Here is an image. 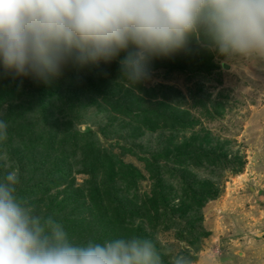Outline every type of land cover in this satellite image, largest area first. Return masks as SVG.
I'll list each match as a JSON object with an SVG mask.
<instances>
[{
	"label": "trees",
	"instance_id": "16d2710c",
	"mask_svg": "<svg viewBox=\"0 0 264 264\" xmlns=\"http://www.w3.org/2000/svg\"><path fill=\"white\" fill-rule=\"evenodd\" d=\"M150 66L166 74L189 77L199 68L203 78L220 69L203 37L190 38L185 49L171 57L155 59ZM165 89L161 84H130L121 78L118 61L69 67L48 82L15 77L0 68V110L9 122L6 142L19 146L23 152V164L19 166H26L21 173L29 176L18 185V197L36 213L60 221L77 244L130 235L154 239L160 226L174 230L180 241L198 244L200 236L209 235L201 227V211L219 198V176L225 171L239 175L244 165L239 157L229 160L225 152L216 154L215 150L196 148L195 144L200 145L205 136H198L194 131L198 122L180 105L185 101L184 93L172 89L168 95ZM89 98L136 132L160 133L165 146L152 156V161L144 160L147 179L133 165L102 147L92 131L79 132L81 109L78 111L77 105ZM202 110L210 116L205 105ZM187 133L191 135L186 139ZM179 137H183L182 141ZM37 154L44 158L39 156L40 165L30 168V157ZM50 163L51 169L46 167L43 172L41 167ZM165 164L174 165L176 168L171 169L180 173L174 179L180 190L174 199L166 194L162 171ZM206 166L212 167L209 175L215 174L216 181L202 180L196 174L186 178L189 168ZM74 173L87 179L76 185ZM145 180L151 183L150 192L139 195V184ZM53 191L55 195H51ZM135 219L145 224L135 225Z\"/></svg>",
	"mask_w": 264,
	"mask_h": 264
},
{
	"label": "clouds",
	"instance_id": "9594fccd",
	"mask_svg": "<svg viewBox=\"0 0 264 264\" xmlns=\"http://www.w3.org/2000/svg\"><path fill=\"white\" fill-rule=\"evenodd\" d=\"M193 37L225 58L264 59V0H0V68L37 82L118 61L121 78L136 86L153 60ZM8 137L0 110V145ZM0 169V264H165L153 238L72 242L60 221L18 197L19 170L2 149ZM168 264L194 259L177 252Z\"/></svg>",
	"mask_w": 264,
	"mask_h": 264
},
{
	"label": "rangeland",
	"instance_id": "374dc122",
	"mask_svg": "<svg viewBox=\"0 0 264 264\" xmlns=\"http://www.w3.org/2000/svg\"><path fill=\"white\" fill-rule=\"evenodd\" d=\"M212 51L220 69L208 77L203 78L199 68L193 77H189L187 74H166L164 70L150 66V76L142 82L145 86L161 84L168 95L172 89L184 93L185 101L180 105L198 122L194 127L198 136H205L195 147L201 146L209 152L215 150L216 154L225 152L229 160L239 157L243 171L239 175L225 171L219 176L216 183L220 189L219 198L201 211V227L209 235L200 236L198 244L180 241L174 230H166L163 226L153 237L167 262L170 255L184 252L196 258L194 264H204L206 256L211 258L209 264H264V59L225 58ZM222 65L229 68L224 70ZM175 104L179 105L177 101ZM202 105L210 110V116L202 110ZM77 106L80 107L78 111L81 109L79 132L92 131L102 147L112 151L124 163L133 165L147 179L144 160L152 161V156L165 146L160 133H140L138 129L136 132L131 125L113 119L104 107L99 108L90 98L82 99ZM190 135L187 133L186 139ZM182 139L179 137L180 141ZM0 149L8 153L10 163L18 168L19 184L25 183L29 176L26 172L21 173L26 171V166H19L23 164L19 146L10 141L0 145ZM39 156L43 160L44 156L38 154L35 158L30 157V168L40 165ZM46 167L51 169V163L41 167L43 172ZM162 167L166 194L174 199L180 191L174 179L180 173L171 169L176 168L174 165ZM210 168H189L191 173L185 171L186 178L196 174L202 180L216 181L215 174L209 175ZM73 178L76 185L87 179L78 173H74ZM150 184L147 180L142 181L138 194L149 193ZM55 194L56 191L51 192V195ZM137 223L145 224L135 219L134 224Z\"/></svg>",
	"mask_w": 264,
	"mask_h": 264
}]
</instances>
